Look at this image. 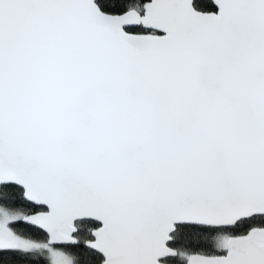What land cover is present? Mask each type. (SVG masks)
Instances as JSON below:
<instances>
[{
	"label": "snow or ice",
	"instance_id": "1",
	"mask_svg": "<svg viewBox=\"0 0 264 264\" xmlns=\"http://www.w3.org/2000/svg\"><path fill=\"white\" fill-rule=\"evenodd\" d=\"M0 264H264V0H0Z\"/></svg>",
	"mask_w": 264,
	"mask_h": 264
},
{
	"label": "trees",
	"instance_id": "2",
	"mask_svg": "<svg viewBox=\"0 0 264 264\" xmlns=\"http://www.w3.org/2000/svg\"><path fill=\"white\" fill-rule=\"evenodd\" d=\"M210 7L214 8L213 5H210Z\"/></svg>",
	"mask_w": 264,
	"mask_h": 264
},
{
	"label": "water",
	"instance_id": "3",
	"mask_svg": "<svg viewBox=\"0 0 264 264\" xmlns=\"http://www.w3.org/2000/svg\"><path fill=\"white\" fill-rule=\"evenodd\" d=\"M213 7H214V5H213Z\"/></svg>",
	"mask_w": 264,
	"mask_h": 264
}]
</instances>
